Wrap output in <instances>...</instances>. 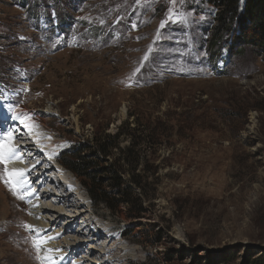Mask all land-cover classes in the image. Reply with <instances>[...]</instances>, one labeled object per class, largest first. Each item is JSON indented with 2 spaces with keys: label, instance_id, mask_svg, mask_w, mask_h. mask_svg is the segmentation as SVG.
<instances>
[{
  "label": "rangeland",
  "instance_id": "1",
  "mask_svg": "<svg viewBox=\"0 0 264 264\" xmlns=\"http://www.w3.org/2000/svg\"><path fill=\"white\" fill-rule=\"evenodd\" d=\"M242 2L233 17L208 0H0V106L56 107L28 133L22 119L0 124L17 145L40 143L38 158L21 151L51 168L35 195L56 186L81 212L70 228L88 239L72 254L82 264L264 252V54L246 43ZM72 152L105 197L63 167ZM0 179V264H41L27 201Z\"/></svg>",
  "mask_w": 264,
  "mask_h": 264
},
{
  "label": "bare ground",
  "instance_id": "2",
  "mask_svg": "<svg viewBox=\"0 0 264 264\" xmlns=\"http://www.w3.org/2000/svg\"><path fill=\"white\" fill-rule=\"evenodd\" d=\"M7 104L9 103L7 102ZM3 105L5 107L4 109L7 110L8 115L3 114V116H0L1 120L5 119L3 118L4 116H9V120L11 121V124H12V122L22 119L21 123L23 122L24 124L22 125L23 126L22 128L27 133L30 131L28 129L29 125L34 123V120H38L43 125H46V123L50 121V117H51L50 115L56 109V107L53 106V107H48L45 112H41V111L36 112L34 110H28L26 108L18 109L17 107L12 108L9 105L5 106L3 102H1L0 108L3 107ZM23 119L25 122L23 121ZM4 127H6V125L4 123H1L0 124V152H3L4 160H3V164L0 163L3 167V172L0 174V178L5 177L8 180L11 179L12 180L11 183L13 187L21 191V194H23V196L25 197L27 201L28 218L25 224L33 226L35 230H39V231L37 234V232L33 231L32 228H26V229L31 232V236H32L31 238L34 237L33 244H35L37 248V251L35 252L37 253L39 257L41 264H82V262H80V260L73 257L72 254L73 252L81 248L82 246L86 245L88 243V239L84 237V234L80 233L81 230L80 231L77 230L78 232L73 233L70 228L72 227L71 224L77 222L75 220L80 217L81 212L67 210L65 203L61 200L62 193L61 191H59V189L56 186L54 188H49L48 186L47 190L44 189L41 191L40 196L35 195V191L31 189V183L33 184V182H36V183L39 182L37 185L39 186L45 185L46 184L45 181H42L43 173H45L44 171L51 169V168H49V166L47 165H44V167L39 168L37 164H35L34 166H30V167L25 166L26 164L25 161L27 159L28 160L30 159L29 158L30 155L25 158V154H23L21 151L23 150L25 153H27V151H31V152L35 151V153L33 154L31 153L32 154L31 159L34 157L38 158L39 151L37 148L40 146V143L39 141L37 142L35 140L34 141L35 146H34L32 143H30L32 141L30 139H27L26 143H24L23 145H20V144L17 145V143L15 142V136L12 135V133H9L7 131L5 132L3 130ZM45 147L47 149H50L52 146L45 145ZM32 148H34V151ZM10 149L15 150L17 154V158L12 159V160L8 159L10 155V152H9ZM50 156L52 158L54 157L53 154L52 155L50 154ZM17 169L23 170V176L18 175L14 171ZM32 170L35 171L34 175L32 174V176H29ZM58 184H60V182H58ZM65 193H68L67 189H65ZM67 195H69V193ZM39 199H43L44 201H48L50 203L45 204L43 206H39ZM49 211L55 213L54 216L51 215L54 218V220L48 219L45 216V214H49L47 213ZM67 211L69 215H67L66 213ZM63 217H67L66 219L67 221H65L66 228L64 229V231H61V230L55 231L54 229H52L50 223L51 222L54 223L56 220H59ZM85 221L86 220H84L82 224H86ZM84 226H85L84 228L88 227V225H84ZM89 230L91 231V229ZM90 231L88 235L91 234ZM98 234L101 235L99 231H98ZM47 237H52V239H46ZM89 245L92 246L94 244H89ZM48 249H52V251H48ZM90 249L93 250L94 248L90 247Z\"/></svg>",
  "mask_w": 264,
  "mask_h": 264
},
{
  "label": "trees",
  "instance_id": "3",
  "mask_svg": "<svg viewBox=\"0 0 264 264\" xmlns=\"http://www.w3.org/2000/svg\"><path fill=\"white\" fill-rule=\"evenodd\" d=\"M211 4L219 1V6L233 17L238 13L240 6L239 0H208ZM242 1V0H241ZM243 13L241 29L247 32L245 34L246 43L255 47L258 52L264 54V0H243ZM63 167L73 173L76 177L84 180V186L90 197L95 194L106 196L102 185L96 181L95 177L90 174V166L80 155L73 153L69 159L62 163ZM104 197L98 199L99 202L104 201ZM216 257L207 253L205 264H217ZM243 264H264V252L249 257Z\"/></svg>",
  "mask_w": 264,
  "mask_h": 264
},
{
  "label": "snow or ice",
  "instance_id": "4",
  "mask_svg": "<svg viewBox=\"0 0 264 264\" xmlns=\"http://www.w3.org/2000/svg\"><path fill=\"white\" fill-rule=\"evenodd\" d=\"M172 2L175 3V0H172ZM145 59H147V57H145ZM9 152H10V155H9V157H8L9 160H12V159L17 158V154H16V152H15L14 149H10ZM3 160H4L3 152H0V162H3ZM14 171H15L18 175L23 176V170H19V169H17V170H14ZM14 195H17V193L14 192ZM18 198L23 199V195H18ZM24 227H26V228H32L33 231H36L37 234H38V231H39V230H35L33 226H30V225H24ZM46 239H52V237H47ZM48 251H52V249H48Z\"/></svg>",
  "mask_w": 264,
  "mask_h": 264
}]
</instances>
